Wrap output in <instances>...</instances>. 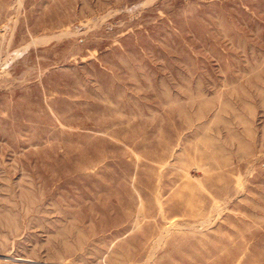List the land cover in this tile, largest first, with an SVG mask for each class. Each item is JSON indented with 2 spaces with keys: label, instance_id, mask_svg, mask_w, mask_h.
I'll return each mask as SVG.
<instances>
[{
  "label": "rangeland",
  "instance_id": "1",
  "mask_svg": "<svg viewBox=\"0 0 264 264\" xmlns=\"http://www.w3.org/2000/svg\"><path fill=\"white\" fill-rule=\"evenodd\" d=\"M0 264H264V0H0Z\"/></svg>",
  "mask_w": 264,
  "mask_h": 264
},
{
  "label": "bare ground",
  "instance_id": "2",
  "mask_svg": "<svg viewBox=\"0 0 264 264\" xmlns=\"http://www.w3.org/2000/svg\"><path fill=\"white\" fill-rule=\"evenodd\" d=\"M194 197L191 196H186V198H183L181 201V204H183V208H186L188 210V208H191L192 205H194L195 200L193 199ZM225 208V207H224ZM137 214V213H136ZM200 212H197L196 215H199ZM138 215V214H137ZM200 216V215H199ZM171 227V226H169ZM203 227V226H202Z\"/></svg>",
  "mask_w": 264,
  "mask_h": 264
}]
</instances>
